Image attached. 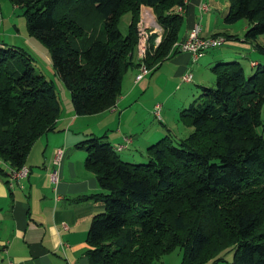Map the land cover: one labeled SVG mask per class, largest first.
Here are the masks:
<instances>
[{"label":"trees","instance_id":"obj_1","mask_svg":"<svg viewBox=\"0 0 264 264\" xmlns=\"http://www.w3.org/2000/svg\"><path fill=\"white\" fill-rule=\"evenodd\" d=\"M13 2L24 9L30 32L48 47L78 116L116 106L124 76L136 63L143 5L153 8L163 29L158 45L156 35L151 37L144 58L149 74L181 51L175 45L184 40L180 32L185 20L178 10L186 8V0ZM128 14L123 33L119 24ZM96 16L103 17V38L95 29L89 34L78 18L92 21ZM225 20H246L245 40L264 55L259 41L264 0H230ZM210 37L239 39L226 33ZM261 58L249 61L254 69L250 75L236 59L212 67L214 86H201V94L182 111L192 131L167 134L151 144L141 156L146 162L123 159L107 135H90L78 144L87 152L85 165L102 191L74 201L92 199L105 207L88 231L90 264H155L177 247L183 250L184 264L216 263L230 246L236 249L232 264H264ZM60 115L53 81L37 73L26 51L0 42V171L8 165L9 184L10 172L25 166L35 141L55 129ZM158 119L162 121V112Z\"/></svg>","mask_w":264,"mask_h":264},{"label":"crops","instance_id":"obj_2","mask_svg":"<svg viewBox=\"0 0 264 264\" xmlns=\"http://www.w3.org/2000/svg\"><path fill=\"white\" fill-rule=\"evenodd\" d=\"M221 3L220 0H186V8L181 12L185 21L180 40L185 39L188 31L195 25H200L201 36L204 37L220 33L235 36L232 30L221 28L222 14H217ZM205 5L208 7L207 11L202 10ZM144 7L154 12L152 7L145 5L141 10ZM203 21L204 25L201 24ZM154 24L156 27L151 29L152 36L162 37L163 29L160 32L157 21ZM247 26L246 23L243 31L246 32ZM245 32L242 37L238 32V40H227L222 45L225 47L222 51L211 52V58L206 56L211 49L198 59L188 51L174 52L158 70L161 71L165 63L172 66L173 73L165 71L163 75H169L165 81L174 83L176 91L181 90L177 79L181 80L187 73H192V83H203L204 77H212L213 72L209 69L218 63L232 61L240 55L248 57L249 61L256 57L257 50L253 42L245 40ZM135 61H139L137 53ZM136 63L130 68L131 74L127 81L123 80V92L114 108L95 115L78 116L71 101L69 103L67 100V110L61 106V115L55 129L35 141L28 153L25 167L30 172L27 177L16 180L11 185L8 183L9 175L7 176L9 167L2 165L7 172L0 171V264H9L10 261L16 264H90L86 254L88 231L94 216L103 213L105 207L92 199L74 201L102 191L96 175L85 165L87 152L78 144L90 135H107V140L123 159L135 161L142 159L141 156L153 143V139L163 135L160 134L162 129L159 130V127L154 135L147 136L139 132L140 112L153 114L158 104L163 110V106L170 100V94L161 99L165 103L160 98L144 102L142 99L152 88L154 73L147 75V80L145 76L137 81ZM197 68H200V72L196 81L194 73ZM164 85L163 89L166 91L169 85ZM169 131L170 134L173 133V130ZM126 138L130 140L127 141ZM58 149H63L64 155L58 167L59 181L55 183L51 179V173L55 169L53 159ZM132 151L136 155L129 153Z\"/></svg>","mask_w":264,"mask_h":264},{"label":"rangeland","instance_id":"obj_3","mask_svg":"<svg viewBox=\"0 0 264 264\" xmlns=\"http://www.w3.org/2000/svg\"><path fill=\"white\" fill-rule=\"evenodd\" d=\"M222 3V6L218 7L217 14L221 18V28H226L232 30L233 33L236 35L238 32H240V37H242V34H244L245 31V24L247 23L246 20H239L236 22L228 23L226 22L227 13H229L230 10V0H220ZM0 13H1V22H0V42L6 44L8 47H16L18 49H22L26 51L29 56L32 59V64L35 67L37 73L44 75L48 80L53 81L55 89L57 91L60 104L62 106V109L65 108L67 110V100L71 101V94L69 90L64 86L61 78L59 77V74L57 70L54 68L51 59H50V52L48 47L36 36H34L29 28L27 23V18L24 15V9L22 7H19L16 5L13 0H0ZM154 13V12H153ZM155 15V13H154ZM80 22L85 26L86 30L89 34L92 33V31L95 29V34L100 36V38H103L102 33V24H103V17L96 16L92 21L88 20H82L81 17H78ZM156 18V15H155ZM131 15L123 16V18L120 21L119 27L123 33L127 32L128 25L130 23ZM149 22H153L151 17H147ZM157 21V19H156ZM205 21L201 24H205ZM90 23V24H89ZM211 24L212 21H209ZM151 29H153V26L156 27L154 23L151 25ZM162 27L157 22V29ZM162 32V30L160 31ZM238 36V35H237ZM259 41L264 44V35L259 36ZM77 44V42H75ZM225 48L223 46L217 47L216 49H211L210 52L206 54V56L210 57L211 52H218L222 51V49ZM258 57H262V65H264V55L257 54ZM255 57V58H258ZM211 58V57H210ZM236 60H238L239 63L245 68L247 71V74L250 75L253 68H250L249 61L245 59L244 57H238ZM232 62V61H231ZM212 69H209L211 71ZM165 71H170L173 73V68L170 64L165 63L163 68L160 70H157L154 72L153 78H152V88L151 90L146 94V96L142 99L144 102L146 100H151L153 98H160L161 102H164L161 99H165V97L170 94V100L163 106L162 110V118L164 120L160 121L158 118L155 117V114H144L142 111L140 112V119L141 123L138 126L140 133H145V135H154L155 131H157V128L159 127L160 134H163L162 137L153 139V143H157L160 139L164 138L165 135H170V129L173 130V133L179 134L181 136H186V134L190 133L192 129H188L187 125L185 124V118L182 117V111L185 109V107L192 102L195 98H197L201 92L202 86H214L215 81V74H212V77H204L205 80L203 83H197L198 73L200 72V68L196 69V81L197 82H189L184 83L181 82L180 79H177V82L179 85H181V90L178 89V91L175 90V84L166 82L165 80L167 77H169L168 74L164 76L163 74ZM131 74V69L127 71V73L124 76L125 81H127V77ZM152 76V75H151ZM149 76H146L147 80ZM164 84H168L169 87L164 91ZM200 85V86H199ZM186 102V103H185ZM165 103V102H164ZM169 106L171 109H169ZM262 119L264 122V108L262 111ZM147 125V126H146ZM146 126V127H145ZM113 129V127H112ZM260 132L264 136V124L263 127L260 128ZM157 134V133H156ZM152 143V144H153ZM131 154L136 155V153L129 152ZM129 157V156H128ZM131 158V157H129ZM133 160V159H131ZM129 161V160H128ZM147 160H135L130 161L134 163H142L146 162ZM235 248L230 246L225 249H223L219 255L216 258H221L222 260H219L216 263H213L212 261L208 264H232ZM155 264H184V254L183 250L180 247L175 248L174 250L164 254L162 256V259L159 262H156Z\"/></svg>","mask_w":264,"mask_h":264},{"label":"built area","instance_id":"obj_4","mask_svg":"<svg viewBox=\"0 0 264 264\" xmlns=\"http://www.w3.org/2000/svg\"><path fill=\"white\" fill-rule=\"evenodd\" d=\"M145 8V7H144ZM203 11H207L208 7L202 6ZM183 8L180 7L178 12H182ZM147 17H151L153 22H149ZM156 23V19L154 16V13L145 8L141 10V16H140V21L138 22V45H137V55L140 60V65L138 68V73L136 76V80L140 81L145 76L149 74V69L147 65L144 62V58L147 56V51L150 48L152 42H151V37H152V32H151V24ZM162 37L158 36L156 37L154 41V45H158L161 42ZM226 42L225 38L223 37H204L201 36V27L200 25H195L193 26L187 33L186 38L180 42L176 43V49L181 50V51H188L190 52L195 59H198L204 53L212 48H216L219 46H222ZM193 79L192 73H187L182 76V80L184 82H191ZM154 114L156 117L160 118L161 117V105H156L154 108ZM127 141H129V138H126ZM64 155V150L63 149H58L55 152L54 156V165L55 169L51 173V179L55 182L58 183L59 181V176H58V167L60 166V163L63 159ZM29 168L23 167L20 170H12L10 172L11 174V182L10 184L16 180L25 178L29 175ZM9 264H16L12 261L9 262Z\"/></svg>","mask_w":264,"mask_h":264}]
</instances>
